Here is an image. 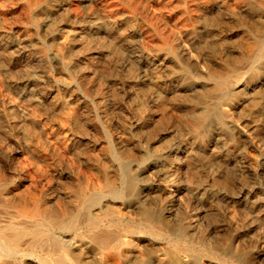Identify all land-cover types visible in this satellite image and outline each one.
Listing matches in <instances>:
<instances>
[{
  "label": "rangeland",
  "instance_id": "374dc122",
  "mask_svg": "<svg viewBox=\"0 0 264 264\" xmlns=\"http://www.w3.org/2000/svg\"><path fill=\"white\" fill-rule=\"evenodd\" d=\"M0 210L2 264H264V0H0Z\"/></svg>",
  "mask_w": 264,
  "mask_h": 264
},
{
  "label": "bare ground",
  "instance_id": "6f19581e",
  "mask_svg": "<svg viewBox=\"0 0 264 264\" xmlns=\"http://www.w3.org/2000/svg\"><path fill=\"white\" fill-rule=\"evenodd\" d=\"M226 1V0H225ZM249 6H251V4L249 5ZM213 73H215V72H213ZM216 74V73H215ZM216 75H218V74H216ZM221 76V75H220ZM111 192H113L115 195H117V197H122V194H120V193H118V192H115L114 190H111ZM5 193V192H4ZM8 192H6L5 194H7ZM9 195V194H8ZM35 196V195H34ZM26 197V196H25ZM13 198H15V197H13ZM4 199V198H3ZM3 199L1 200V201H3ZM30 199V198H29ZM22 200H23V198H22ZM9 202V201H8ZM13 202V201H12ZM23 202V201H22ZM2 203V202H1ZM3 203H5L4 201H3ZM40 203V202H39ZM7 204V203H6ZM9 204V203H8ZM14 204V203H13ZM22 204V203H21ZM31 204V203H30ZM29 204V205H30ZM18 205V204H17ZM23 205V204H22ZM28 204H24L23 206H22V210H23V212H25V213H27V214H30L31 216H35V218H36V216L38 215V214H40V212L42 211V209L39 207V205L37 204V203H33V205L31 206H29ZM14 206V205H13ZM14 207H16V206H14ZM42 207V206H41ZM44 207V206H43ZM6 208V207H5ZM10 208V207H9ZM1 211V210H0ZM14 211V210H13ZM45 212V211H44ZM7 213V212H6ZM18 213V212H17ZM46 213V212H45ZM41 215V214H40ZM50 215V214H49ZM3 216V215H2ZM42 217V216H41ZM54 217V216H53ZM60 217V216H59ZM2 218V217H1ZM3 218H5V217H3ZM7 218H5V220H6ZM11 219V218H10ZM1 221V220H0ZM48 221V220H47ZM54 220L53 219H49V224L50 223H54L53 222ZM2 222H4L3 220H2ZM34 222V221H33ZM47 222V223H48ZM6 223V222H5ZM28 223V222H27ZM41 223V222H40ZM1 224H3V223H0V225ZM9 226H13L12 224H10V221H9ZM23 224V223H22ZM26 224V223H25ZM32 225H33V223H31ZM74 224V223H73ZM72 224V225H73ZM5 225V224H4ZM3 225V226H4ZM40 234V233H39ZM39 234H38V236H39ZM58 234V233H57ZM92 234V233H91ZM26 234L24 233V232H22L21 230H16V231H13V232H9V233H4V232H0V249H4L5 247H8V248H10V249H13L12 251H9V250H7V253H8V255H10V256H15V255H17V254H20V253H18V247H19V245L23 242V240H24V236H25ZM49 236V238L51 239V245H50V247H47L48 249H50V250H59V251H65V250H67V247L65 246V241H64V243H63V239H61V237L59 238L58 236H55V235H53V234H49L48 235ZM61 236H62V234H61ZM69 236V235H68ZM90 237V236H89ZM93 237V236H92ZM105 237V236H104ZM118 237V236H117ZM75 238V237H74ZM65 239V238H64ZM67 239V238H66ZM93 239V238H92ZM108 239V238H107ZM116 239V238H115ZM113 240V239H112ZM70 241V240H69ZM77 241H78V239H77ZM105 241V240H104ZM81 242V241H80ZM113 242V241H112ZM75 243V242H74ZM79 243V242H78ZM87 243V242H86ZM26 244V243H25ZM109 244V243H108ZM72 245V247H73V244H71ZM79 245V244H78ZM78 245H77V247H78ZM83 245V244H82ZM89 245V244H88ZM69 246V245H68ZM79 247H80V245H79ZM112 247V246H111ZM45 248V247H44ZM83 248V249H82ZM82 248H79V249H82V251L84 250V247H82ZM2 251V250H1ZM69 251V250H68ZM22 252V251H21ZM75 252V251H74ZM77 252V251H76ZM79 252V251H78ZM85 252V251H84ZM4 253H6V252H4ZM23 253V252H22ZM66 253V252H65ZM73 253V252H72ZM83 253V252H82ZM81 253V254H82ZM26 254V253H25ZM28 254H30V252L28 253ZM33 254V253H32ZM60 254V253H59ZM79 254V253H78ZM24 255V254H23ZM61 255V254H60ZM63 255V254H62ZM83 255V254H82ZM57 256V255H56ZM76 256H77V254H76ZM79 256V255H78ZM32 257V256H31ZM85 257V256H84ZM87 257V256H86ZM28 258V257H27ZM81 258V257H80ZM10 259V258H9ZM63 259V258H62ZM62 259H60V258H57L54 262L56 263V264H64V261L62 260ZM65 259V258H64ZM98 259V258H97ZM35 260V259H34ZM79 260V259H78ZM4 261V260H3ZM86 261V260H85ZM28 262V261H27ZM42 262V261H41ZM80 262V261H79ZM30 263V262H29ZM39 263V262H38ZM91 263V262H90ZM97 263V262H96ZM0 264H2V260H1V258H0ZM8 264V263H7ZM26 264H28V263H26ZM79 264V263H78ZM86 264V263H85ZM99 264V263H98ZM102 264H104V262L102 263Z\"/></svg>",
  "mask_w": 264,
  "mask_h": 264
}]
</instances>
